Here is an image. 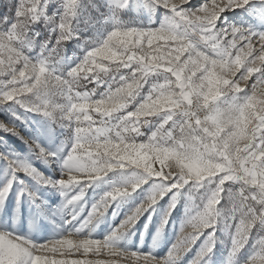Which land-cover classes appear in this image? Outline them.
<instances>
[{
	"label": "snow or ice",
	"instance_id": "6c2138e0",
	"mask_svg": "<svg viewBox=\"0 0 264 264\" xmlns=\"http://www.w3.org/2000/svg\"><path fill=\"white\" fill-rule=\"evenodd\" d=\"M78 2L61 0L62 12L49 17V0H16L15 5H9L12 16L0 21V76L4 77L0 80V103H17L26 111L58 117L74 132L58 181L43 178L28 165L10 162L13 172H24L61 189L91 183L116 169L140 170L141 178L129 187L107 193L92 206L83 224L62 238L37 244L0 231V264H121L122 260L123 264H177L205 230L214 229L217 205L224 186L230 182L240 186L236 193H230L233 210L239 214L230 249L231 254H236L248 242L256 223L264 225V91L258 95L257 90V85H264V31L231 24L217 28V21L225 11L242 8L250 0H211V5L203 2L195 7L190 6L191 0H153L154 5L174 14L172 23L159 28L125 27L113 16L112 29L99 42L92 41L86 54L65 75L57 71L56 65L64 42L74 36L72 20L77 15ZM127 2L113 0L114 10L125 7ZM41 20L52 25L56 38L53 42L50 34L39 43L37 56L30 57L25 52L39 36L32 26ZM178 24L183 30H178ZM237 72L238 78H227L235 77ZM253 73H258L256 82L243 102L218 104L227 94L244 91L240 81H247ZM153 74L164 75L163 82L153 84L128 111ZM104 77L109 79L108 88L99 98H93L95 89L82 91L85 85L78 86L80 81L99 83ZM121 112L123 115H116ZM153 117L161 118L155 131L146 141L137 142L135 138L142 135V127L153 122ZM0 128L18 134L2 122ZM30 146L44 160L53 155L34 141ZM157 161L159 169L153 166ZM145 177L160 182L157 190L118 228L103 240L79 238L83 227L103 216L112 201L135 191ZM14 182L15 178L0 187V204L7 199ZM204 182H214V190L181 229V236L166 257L156 259L114 246L119 235L169 191ZM83 196L81 189L67 199V205H76ZM174 207L175 197L164 222ZM74 219L75 215L67 222ZM188 226L193 231L185 235ZM213 235L209 233L205 248L190 264H199L212 251ZM72 236L78 239L74 242L69 238ZM257 243L259 250L249 256L246 264H264V237ZM66 249H82L85 257L90 252L99 257L103 250L110 258H53L56 253L67 254Z\"/></svg>",
	"mask_w": 264,
	"mask_h": 264
},
{
	"label": "rangeland",
	"instance_id": "374dc122",
	"mask_svg": "<svg viewBox=\"0 0 264 264\" xmlns=\"http://www.w3.org/2000/svg\"><path fill=\"white\" fill-rule=\"evenodd\" d=\"M203 2L211 5V0H191L190 6H199ZM15 3L16 0H0V21L5 16H12L9 5H15ZM61 12V0H49L46 6V15L49 17L58 16ZM113 16L119 24L137 28H159L174 20V14L171 11L154 5L153 0H128L125 7L116 10H114L113 0H79L77 15L72 20L75 26L74 36L63 44V52L59 64L56 65L57 71L66 75L67 71L86 54V50L92 46V41L99 42V38L106 36L113 27ZM11 22V19L7 21L8 24ZM229 24L251 31H264V0H250V3L242 8L222 13L217 21V28H223ZM32 27L34 32L39 33V36L36 37L34 46L30 50H26L25 54L36 57L40 51L39 43L48 39L50 34L54 42L56 33L51 32L52 25L43 20ZM177 27L178 30H183L182 25L178 24ZM256 47L258 48L259 45L257 44ZM121 71L123 73L127 70ZM243 71L244 69L241 68L240 72ZM240 72H237L235 77L227 78L236 79L240 76ZM257 76L258 73H253L247 81L241 80L240 86L244 91L234 95L229 93L222 97L218 104H222L224 101L243 102L245 95L251 93ZM2 79L4 77L0 76V80ZM163 80L164 75H151L141 90V96L130 104L127 110H132L153 84L163 82ZM80 83L85 85V88L80 89L82 91L95 89L93 98L96 99L107 91L109 79L104 77L99 83L80 81L78 86ZM257 90L259 95L260 91H264V85H257ZM33 100L34 97L29 102ZM116 115H123V112ZM160 119V117H153V122L143 126L142 135L136 137V141H146L155 131ZM0 122L15 128L18 133L14 134L0 128V187L6 183L7 178L11 180L15 178L12 191L5 202L0 204V231L19 235L37 244L62 238L68 232L80 227L87 219L92 206L107 193L118 187H129L141 178L140 170L134 168L116 169L91 183L82 182L67 189H61L53 184L41 183L24 172H13V164L10 162H14L15 166L28 165L42 174L43 178L53 182L58 181L63 173V161L70 151L74 132L71 127L67 126V122H61L58 117L46 116L43 112L26 111L17 103H0ZM33 141L53 155L48 160H44L30 146ZM153 166L157 169L160 168L158 161ZM168 170L165 168V171ZM144 179L145 182L140 184L135 191L112 201L103 216L83 227L79 238L103 240L118 228L128 215L157 190L160 183L157 179L149 177ZM214 187V182H204L199 186L189 183L179 190L169 191L155 205L139 215L134 225L119 235L114 246L121 251L150 254L156 259L166 257L181 236V229L187 225L192 216L202 209L203 203L206 202L207 196L214 190ZM239 187L238 184L232 182L224 186L223 196L217 205L218 215L214 229L205 230L191 249L178 259L177 264H190L205 248L209 233L213 232L212 251L207 253L199 264H246L249 256L259 250L257 242L261 237H264V225L257 222L245 246L234 255L230 252L234 227L239 219V214L233 210L234 205L230 193H236ZM81 189L84 191L81 202L73 206L67 205V199ZM173 197H175V207L168 215L167 222H164ZM15 201L20 202L22 207L18 214L14 213ZM29 210L33 212L28 213ZM73 215L76 216V219L68 223L67 221ZM162 223L163 227H161ZM157 225L163 229L162 235L158 237V240L163 242V247L158 249L153 244L140 247L137 243L142 234L147 230L155 229ZM192 231L190 226L185 227L184 234H189ZM133 235L136 237L133 238ZM69 238L74 242L78 239L76 236ZM82 251V249L80 252L66 249L67 254L65 255L59 253L49 255H53L55 259L69 261L110 258L103 250L99 257L94 256L91 252L85 257L82 255ZM121 264H123V260Z\"/></svg>",
	"mask_w": 264,
	"mask_h": 264
},
{
	"label": "bare ground",
	"instance_id": "6f19581e",
	"mask_svg": "<svg viewBox=\"0 0 264 264\" xmlns=\"http://www.w3.org/2000/svg\"><path fill=\"white\" fill-rule=\"evenodd\" d=\"M2 177L7 178L5 176L2 175ZM6 180V179H5ZM11 179L7 178L6 183H8ZM5 183V184H6ZM4 183L2 184V186L5 185ZM81 201H79L78 203H80ZM77 203V204H78ZM21 203L18 201L14 202V213L18 214L19 211H21ZM28 209V208H27ZM30 209V208H29ZM32 211V210H31ZM31 211L29 210L28 213H31ZM33 212V211H32ZM31 215V214H30ZM31 221V220H30ZM163 233V229H161L158 225L156 226L155 229H152L151 231L147 230L145 231L144 234H142V236L139 238L138 243L140 247L144 246V245H149V244H153L155 248L160 249L161 247H163V242L159 239L158 237H160ZM136 235V234H135ZM133 235V238H135L136 236Z\"/></svg>",
	"mask_w": 264,
	"mask_h": 264
},
{
	"label": "clouds",
	"instance_id": "9594fccd",
	"mask_svg": "<svg viewBox=\"0 0 264 264\" xmlns=\"http://www.w3.org/2000/svg\"><path fill=\"white\" fill-rule=\"evenodd\" d=\"M129 115H132V113H129Z\"/></svg>",
	"mask_w": 264,
	"mask_h": 264
}]
</instances>
